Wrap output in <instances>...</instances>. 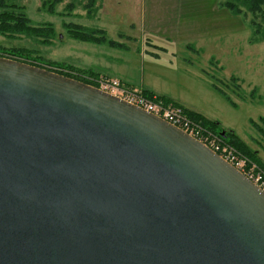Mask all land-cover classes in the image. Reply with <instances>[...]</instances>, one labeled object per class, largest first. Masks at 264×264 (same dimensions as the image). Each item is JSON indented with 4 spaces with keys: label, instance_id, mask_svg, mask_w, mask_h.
<instances>
[{
    "label": "water",
    "instance_id": "1",
    "mask_svg": "<svg viewBox=\"0 0 264 264\" xmlns=\"http://www.w3.org/2000/svg\"><path fill=\"white\" fill-rule=\"evenodd\" d=\"M0 264H264V191L142 108L0 55Z\"/></svg>",
    "mask_w": 264,
    "mask_h": 264
},
{
    "label": "rangeland",
    "instance_id": "2",
    "mask_svg": "<svg viewBox=\"0 0 264 264\" xmlns=\"http://www.w3.org/2000/svg\"><path fill=\"white\" fill-rule=\"evenodd\" d=\"M22 1L32 22L51 23L55 37L45 44L26 35H0V47H27L38 51L31 56L42 65L94 69L96 75L136 83L144 79V87L164 96L179 94L191 107L173 102L218 121V132L234 131L264 162V139L252 123L264 116V42L253 38L251 14H234L222 0H137L134 9L125 0H96L98 9L91 13L87 0H61L53 9L43 3L54 0ZM69 23L105 26L126 47L71 37ZM153 31L160 42L148 37ZM126 32L132 35L123 37Z\"/></svg>",
    "mask_w": 264,
    "mask_h": 264
},
{
    "label": "trees",
    "instance_id": "3",
    "mask_svg": "<svg viewBox=\"0 0 264 264\" xmlns=\"http://www.w3.org/2000/svg\"><path fill=\"white\" fill-rule=\"evenodd\" d=\"M61 0H54L53 2H44L47 8L53 9L57 2ZM96 0H87L84 4L85 9L89 13L98 9L95 4ZM221 4L227 7L231 12L238 15H243L245 18L247 14H251L248 25L252 29L253 38L257 42H264V0H222ZM75 3L71 1L68 7H74ZM69 34L71 37L79 38L83 41L94 42L97 44H109L114 47H124V43L109 37L104 29L101 28H86L80 24L69 23ZM0 35L7 38H16L21 36H28L35 41L51 44L53 37H55L54 26L51 23H43L35 25L26 12V4L22 0H0ZM126 47V46H125ZM2 47H0L1 49ZM37 50L29 49L27 47L2 48L0 55L9 54L7 58H14L21 61H26L32 65L40 66L49 70H54L61 74L81 79L80 76L69 72L58 71L54 68H65L69 70L79 71L70 67H63L61 64L49 63L42 65L38 63V58L32 57ZM4 53V54H2ZM54 67V68H53ZM80 73H88L86 71H79ZM93 74V73H90ZM82 81H85L81 79ZM150 96L156 95L153 91L147 89L143 90ZM158 98L165 102H173L172 99L164 95H157ZM175 104H179L173 102ZM191 118L201 122L215 133L221 135L227 142L240 150L243 154L248 156L251 160L258 163L264 168V162L257 155L256 151L251 149L234 131L223 129L218 132L220 123L216 120L208 119L201 113L186 109ZM264 139V116L260 117V122H252ZM264 149V146L261 145Z\"/></svg>",
    "mask_w": 264,
    "mask_h": 264
},
{
    "label": "built area",
    "instance_id": "4",
    "mask_svg": "<svg viewBox=\"0 0 264 264\" xmlns=\"http://www.w3.org/2000/svg\"><path fill=\"white\" fill-rule=\"evenodd\" d=\"M54 69L78 75L81 79L85 80L83 82L97 87L98 89L118 97L132 105L140 107L143 110L167 121L171 125L182 129L209 147L224 161L235 167L239 172L250 179L258 188L264 191V168L227 142L221 135L204 126L201 122L191 118L188 111L183 106L173 102H165L156 96H150L145 93L143 89L128 86L116 77L104 74H85L65 68Z\"/></svg>",
    "mask_w": 264,
    "mask_h": 264
},
{
    "label": "crops",
    "instance_id": "5",
    "mask_svg": "<svg viewBox=\"0 0 264 264\" xmlns=\"http://www.w3.org/2000/svg\"><path fill=\"white\" fill-rule=\"evenodd\" d=\"M120 1V0H119ZM121 1H123V0H121ZM126 2H128V6H130L131 8H137L138 6H137V0H125ZM101 28H103L106 32H107V34H108V28L107 27H105V26H102ZM151 33V34H150ZM121 34V33H120ZM119 34V35H120ZM148 34V37L149 38H154V40L156 41H161V40H159L158 38H157V35L158 34H156V31H153V32H149V33H147ZM121 35H123V37H130L131 35H130V33H125V34H121ZM108 36H109V34H108ZM112 38V37H111ZM113 39H115V38H113ZM115 40H117V39H115ZM120 41V40H119ZM120 42H123V41H120ZM124 45H125V42H124ZM159 48H163L162 47V45L161 46H159ZM102 67H104V64H102V63H99ZM101 68V67H100ZM79 71H81V70H79ZM82 71H86V72H88V73H93L94 75H96V74H98V72L96 71V70H94V69H87V70H82ZM103 74H104V72H103ZM115 75V74H114ZM141 75V74H140ZM111 77H113V76H111ZM114 77H118V76H114ZM120 80H122L124 83H126L128 86H131V87H135V88H140V89H143V90H145V89H147V90H149V91H153L156 95H162V94H160L159 92H156V90H154V89H151V88H149V87H144V85L145 84H147V82H145L144 83V79L142 80V81H138V82H140V83H136L135 81H132V80H130V79H125V78H121ZM144 85H143V84ZM163 93H168V92H166V91H164ZM173 95V94H172ZM166 97H169L170 99H174V100H176L177 102H179V103H181V104H183V105H185V106H189V107H191L189 104H187V103H183L184 102V100H182V98L180 97V95L179 94H176V95H173V97L174 98H172V97H170V96H168V95H165Z\"/></svg>",
    "mask_w": 264,
    "mask_h": 264
}]
</instances>
